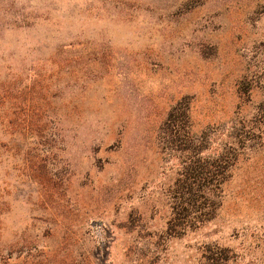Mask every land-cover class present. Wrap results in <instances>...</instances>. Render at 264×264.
Here are the masks:
<instances>
[{
	"label": "rangeland",
	"instance_id": "1",
	"mask_svg": "<svg viewBox=\"0 0 264 264\" xmlns=\"http://www.w3.org/2000/svg\"><path fill=\"white\" fill-rule=\"evenodd\" d=\"M144 1L0 0V264H264V135L176 237L157 138L183 97L194 132L264 99V0Z\"/></svg>",
	"mask_w": 264,
	"mask_h": 264
},
{
	"label": "trees",
	"instance_id": "2",
	"mask_svg": "<svg viewBox=\"0 0 264 264\" xmlns=\"http://www.w3.org/2000/svg\"><path fill=\"white\" fill-rule=\"evenodd\" d=\"M85 5L99 9L113 8L122 12L144 4V0H84ZM193 6L178 9L189 13ZM175 14V13H174ZM178 14V15H179ZM264 57V43L259 46ZM264 62V61H263ZM264 73V67L261 68ZM254 86L251 79L238 83L241 102L249 101ZM240 106V105H239ZM232 118L227 128L206 127L193 131L190 102L186 97L167 112L157 129L161 153L179 160V170L170 188L171 217L166 232L181 236L212 221L221 208L224 187L231 180L237 164L263 146L264 99L248 114Z\"/></svg>",
	"mask_w": 264,
	"mask_h": 264
}]
</instances>
